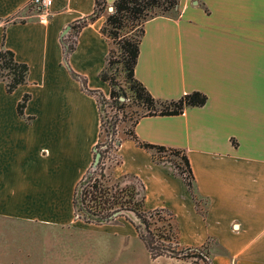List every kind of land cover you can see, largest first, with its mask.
<instances>
[{"label":"crops","instance_id":"obj_1","mask_svg":"<svg viewBox=\"0 0 264 264\" xmlns=\"http://www.w3.org/2000/svg\"><path fill=\"white\" fill-rule=\"evenodd\" d=\"M178 7L176 16L145 21L134 74L155 97L199 90L207 100L177 115L142 116L133 129L142 141L185 150L192 192L172 166L127 136L108 175L136 176L144 207L173 213L180 247H205L210 264H264V0H179ZM93 8L94 0H53L45 15L29 0H0V50L28 65L26 82L12 92L0 79L4 221L72 220L74 190L100 132L96 98L72 71L108 96L99 73L111 43L101 32L104 15L78 32L67 64L62 37ZM24 93L30 97L21 115ZM160 257L204 264L195 257L151 258Z\"/></svg>","mask_w":264,"mask_h":264},{"label":"trees","instance_id":"obj_2","mask_svg":"<svg viewBox=\"0 0 264 264\" xmlns=\"http://www.w3.org/2000/svg\"><path fill=\"white\" fill-rule=\"evenodd\" d=\"M178 5L179 0L113 1L112 10L106 15L101 26V32L109 38L111 43L105 64L99 73L100 79L109 86L108 96L99 90L89 89L86 86V79L72 71L73 76L80 81L82 89L95 96L100 115V129L105 127L106 131L110 133L107 142L98 144L97 141L93 146V158L96 152H100L99 161L95 170H91V163L78 181L72 201L73 213L76 218H80L86 223L100 225L113 222L121 216L117 213L125 211V219L134 227L151 257L160 255L195 257L201 259L204 264H210V256L205 247H180L174 215L171 211L165 208L148 210L144 207L143 185L136 176L129 174L120 176L123 184L122 182L118 183L120 177H117L115 188H110L106 186L107 180L104 179L106 177L111 180L110 175L101 169L104 155L112 148V143L115 142L116 147L118 146V140L113 139L114 124L105 126L107 119H105L104 111L107 106L124 107L128 92L141 111L132 120L131 129L126 131L127 137L133 139L140 147L151 151L152 158L160 163L165 162L164 157L167 152L177 156L179 161L171 159L168 161L171 162L176 173L192 192L193 174L185 150L142 141L138 139L133 129L134 124L142 116L177 115L182 113L186 107L201 106L207 100L206 94L199 90H192L172 99L155 97L134 74L145 21L156 15L176 16L179 11ZM107 7L106 0H94L92 13L69 24V31L62 37L66 64L69 53L74 49L78 32L87 23L103 15ZM132 27L136 28L135 31ZM125 29H127L126 33L121 35L120 33ZM108 70H113V73L109 74ZM27 73L28 65L16 60L12 50L3 48L0 50V79L4 81L7 92H12L16 87L24 84ZM117 74L120 81L117 79ZM29 97V93L22 95L17 104L19 114H23ZM117 156L115 164L120 162V157ZM98 170H100L99 177L97 176Z\"/></svg>","mask_w":264,"mask_h":264},{"label":"rangeland","instance_id":"obj_3","mask_svg":"<svg viewBox=\"0 0 264 264\" xmlns=\"http://www.w3.org/2000/svg\"><path fill=\"white\" fill-rule=\"evenodd\" d=\"M109 11L106 9L103 15L106 17ZM132 29L135 31L136 28ZM126 30L120 34H125ZM108 73H113V70H108ZM117 77L120 81L118 74ZM126 95L124 107L107 106L104 111L107 119L105 126L114 124L113 139L116 140L127 136L126 131L131 129L132 120L141 111L128 92ZM109 134L105 127H102L98 144L107 142ZM115 147L113 142L112 148L105 153L102 160L101 169H104L107 175L108 168L114 166L118 158ZM165 156L164 163L170 166L172 164L168 159L179 161L178 157L170 152ZM99 172L100 170L97 176ZM110 178L111 180L104 177L107 180L106 186L115 188L117 178ZM119 182L124 183L121 177ZM198 200L201 207H204L205 199ZM120 215L123 216L101 225L86 223L74 215L70 223L54 225L0 219V249L5 252L13 248L23 251L18 255L2 252L0 264H185L170 257L152 259L143 242L133 233L131 224L125 219L126 212L122 211Z\"/></svg>","mask_w":264,"mask_h":264},{"label":"built area","instance_id":"obj_4","mask_svg":"<svg viewBox=\"0 0 264 264\" xmlns=\"http://www.w3.org/2000/svg\"><path fill=\"white\" fill-rule=\"evenodd\" d=\"M53 0H29L30 4L37 7L41 14H47Z\"/></svg>","mask_w":264,"mask_h":264},{"label":"water","instance_id":"obj_5","mask_svg":"<svg viewBox=\"0 0 264 264\" xmlns=\"http://www.w3.org/2000/svg\"><path fill=\"white\" fill-rule=\"evenodd\" d=\"M108 10H112V6L110 5V6H108ZM68 28L69 27H67L65 30H64V33L68 30ZM120 143V140H118L117 141V144H119ZM99 157H100V152H96V154H95V156H94V159H93V162H92V165H91V170H95L96 169V167H97V163H98V161H99ZM117 214H121V212L120 213H117Z\"/></svg>","mask_w":264,"mask_h":264}]
</instances>
